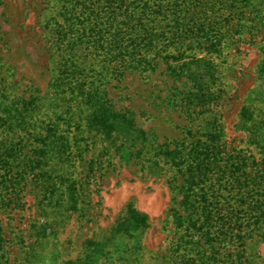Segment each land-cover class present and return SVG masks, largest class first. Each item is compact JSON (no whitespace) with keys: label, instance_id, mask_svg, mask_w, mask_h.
Instances as JSON below:
<instances>
[{"label":"rangeland","instance_id":"374dc122","mask_svg":"<svg viewBox=\"0 0 264 264\" xmlns=\"http://www.w3.org/2000/svg\"><path fill=\"white\" fill-rule=\"evenodd\" d=\"M245 2L244 30L228 40L219 73L204 82L210 102L200 109L191 101L198 92L194 82L161 58L153 71L127 69L120 77H103L105 63L90 58V81L100 86L107 78L100 106L91 108L59 80L61 52L49 28L56 1L0 0V111L8 121L3 144L21 150L11 175L18 182L4 185L0 169V264L85 260L130 208L149 218L135 257L140 264H191L194 254L177 248L176 191L161 152L189 127L213 131L222 125L228 147L262 162L241 112L260 102L264 0ZM174 67L186 69L183 62ZM252 244L243 264H264V235Z\"/></svg>","mask_w":264,"mask_h":264},{"label":"trees","instance_id":"16d2710c","mask_svg":"<svg viewBox=\"0 0 264 264\" xmlns=\"http://www.w3.org/2000/svg\"><path fill=\"white\" fill-rule=\"evenodd\" d=\"M55 1L49 28L61 52L59 80L91 108L100 106L107 78L100 80V86L90 81L86 67L90 58L96 64L105 63L103 77H120L127 69L153 71L154 61L164 59L174 74L194 82L198 92L192 94V105L206 108L210 96L204 82L219 73L217 60L228 40L244 30L240 5L245 0ZM150 53H156L155 57ZM82 56L87 60H81ZM181 62L186 69L178 72L174 66ZM192 65L197 69L193 71ZM260 74L263 82L256 95L260 105L246 106L241 122L261 163L252 153L228 147L222 125L213 131L189 127L181 140L161 152L175 185L173 223L182 234L177 248L194 254L188 263L243 264L242 254L249 257L254 239L264 235V61ZM7 127L0 111L4 185L18 182L11 175L21 152L19 144H3ZM34 166L30 162V168ZM149 228L148 216L130 208L108 241L97 243L88 249L85 260L73 264H140L135 257ZM1 235L0 226V251Z\"/></svg>","mask_w":264,"mask_h":264}]
</instances>
